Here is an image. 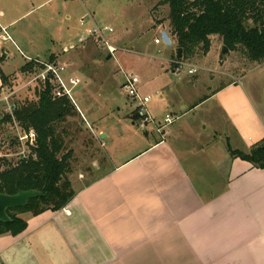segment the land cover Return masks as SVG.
I'll use <instances>...</instances> for the list:
<instances>
[{
  "label": "crops",
  "instance_id": "1",
  "mask_svg": "<svg viewBox=\"0 0 264 264\" xmlns=\"http://www.w3.org/2000/svg\"><path fill=\"white\" fill-rule=\"evenodd\" d=\"M156 27L177 49L169 31ZM219 45L212 36L206 56ZM161 60L138 90L152 99L146 110L153 123L123 117L122 126L140 132L126 145L124 134L110 144L103 129L102 144L96 133L103 152L94 175L77 179L60 211L20 215L26 229L0 236V264H264V169L231 158L224 132L210 133L209 120L230 124L231 149L245 153L264 139V104L233 76L199 96L193 88L202 82L199 71L212 73L208 67L182 79L167 68L171 56ZM246 97L249 108L241 110ZM213 101L219 110L212 115ZM205 108L208 115H197ZM166 115L172 122L158 133L155 121Z\"/></svg>",
  "mask_w": 264,
  "mask_h": 264
},
{
  "label": "rangeland",
  "instance_id": "2",
  "mask_svg": "<svg viewBox=\"0 0 264 264\" xmlns=\"http://www.w3.org/2000/svg\"><path fill=\"white\" fill-rule=\"evenodd\" d=\"M160 1L0 0V11L3 12L0 25L6 28L10 36V40H3L5 35L0 30V97H7L12 105L37 101L36 92L41 84L35 81V77L39 72L34 68L28 74L21 73V68L28 64L25 58L61 64L66 68L67 78L75 77L80 81L73 91L74 104L70 102L72 115L65 117L62 124L65 131V152L71 153V173L67 178L72 188H75L77 179H89L94 175L92 169L95 165L100 166L103 147L97 143L100 139L96 133L102 131L103 134L104 129V133L109 134L106 143L110 144L117 134H124L125 145L135 138L134 132L140 134L136 127L130 130L122 126L123 117H137V111L135 104L122 90L121 71L138 77V90L146 88L149 76L155 74L161 64H166L161 59L171 56L172 61L167 68L174 71L176 49L154 43V39H160L161 32L164 31L157 29V21L161 22L172 37L168 21L169 8L157 6ZM94 30H99L102 36L94 33ZM107 43L112 45V53L109 52ZM222 47L219 45L216 50L213 47L211 53L205 55V59L201 55L185 61L208 67L212 71L207 72V77L206 73L198 72L203 73L202 82L193 88L194 92L202 97L209 95L211 91L229 83L233 76L241 78V84L251 98L255 96L257 101L264 104V63H247L240 53L232 51L223 57ZM186 72L187 68H183L176 77H188ZM1 75L6 78L5 82ZM167 77L173 82L179 80L172 75ZM209 77H213L212 81ZM185 80L190 81L187 78ZM205 85H208V89ZM150 99L151 97L149 101ZM248 106L246 97L240 109H248ZM4 110V107H0V122L6 117ZM217 110V103L209 102V113L213 115ZM202 113L208 115L207 108L199 110L197 115H203ZM262 118L264 119V107ZM163 119L164 116L155 123L159 121L163 125ZM209 120L216 122L214 125L210 122V133L213 128L223 131L224 134L221 135L231 147L236 144L230 124L226 125L221 117L209 116ZM16 129H20L17 123L12 127L6 123L0 126V145L5 153L13 155L8 159L10 161L17 160L14 156L16 147L11 145ZM244 138L248 142L249 139ZM101 143L103 144V139ZM30 154L29 159H33L34 155L37 157L33 152Z\"/></svg>",
  "mask_w": 264,
  "mask_h": 264
},
{
  "label": "trees",
  "instance_id": "3",
  "mask_svg": "<svg viewBox=\"0 0 264 264\" xmlns=\"http://www.w3.org/2000/svg\"><path fill=\"white\" fill-rule=\"evenodd\" d=\"M168 6V21L176 48L182 49L181 61L209 53L211 37L220 39L228 52H237L248 63H264V0H161L157 6ZM161 25L160 21L155 26ZM2 59L0 58V63ZM41 67L28 63L21 73ZM3 82L6 78L1 75ZM50 84L40 85L37 101L15 105L13 116L23 132L36 135L35 160L2 159L0 162V194L16 195L19 191H37L41 196L28 201L23 208L8 210V223H0V236L19 235L26 229L20 215L33 216L63 209L75 196L67 176L71 173V153L65 152L62 128L64 119L72 115L70 101L54 99ZM1 92V88H0ZM1 95V93H0ZM133 118H138L133 117ZM14 126L10 116L0 122ZM16 145V141H11ZM231 158H239L256 169H264V139L248 153L233 150Z\"/></svg>",
  "mask_w": 264,
  "mask_h": 264
},
{
  "label": "built area",
  "instance_id": "4",
  "mask_svg": "<svg viewBox=\"0 0 264 264\" xmlns=\"http://www.w3.org/2000/svg\"><path fill=\"white\" fill-rule=\"evenodd\" d=\"M0 30L4 33L5 37H2L3 40H10V36L6 32V28L0 27ZM110 31V29H109ZM94 33L99 34V36H102L101 32L99 30H94ZM155 44H163L161 38L154 40ZM107 48L110 53H112L113 49L111 45L108 43L106 44ZM23 56V55H22ZM25 58V57H24ZM28 60V63H33L34 65L41 67V71L39 74L35 77V81L37 80L41 85H46L47 83L50 84L53 87L52 91V97L54 99L57 98H65L68 101H70L72 104H74L73 100V91L78 87L80 84V81L73 78H67L65 76L66 68L61 64L56 63H42L39 60H31L29 58H25ZM174 64V73L179 74L183 71V68H187V75L194 76L197 74V72L200 70V68L194 64H189L183 61H177L175 60L173 62ZM122 77H123V84H122V90L124 94L132 100V102L135 104V108L137 111V116L139 118V122L141 125H145L148 123H153V119L148 115L146 110V104L149 102V97H141L138 92V84L139 79L138 77L134 76L133 74H126L124 71H121ZM0 107H4V114L6 116H10L14 125L16 126V122L13 116V111L15 109V104H10L8 102L7 97H0ZM172 122V117L170 115H166L163 119V125L159 123V127L157 128L158 133H161L163 128L166 127V125L170 124ZM18 128V127H17ZM14 141H16V153L14 156L17 160H28L31 156L30 152H34V149L36 147V135L34 131L30 130L28 133L23 132L21 129H16V133L14 136ZM36 154V153H35ZM12 154L5 153L2 150V147L0 145V162L2 159H9L12 158ZM35 155L33 156V160H35Z\"/></svg>",
  "mask_w": 264,
  "mask_h": 264
},
{
  "label": "water",
  "instance_id": "5",
  "mask_svg": "<svg viewBox=\"0 0 264 264\" xmlns=\"http://www.w3.org/2000/svg\"><path fill=\"white\" fill-rule=\"evenodd\" d=\"M161 40L164 45L170 46L171 42L169 37L167 36L166 32H161ZM222 55L228 53V49L224 46L222 47ZM175 59L180 61L182 59V49L178 48L175 50ZM109 59V56L107 57ZM38 60V59H36ZM100 138L103 139V134L100 135ZM41 196L40 192L37 191H19L16 195L10 196L5 194H0V223H8L10 222V218L7 214L8 210H15L18 208H23L28 204L29 200L38 198Z\"/></svg>",
  "mask_w": 264,
  "mask_h": 264
}]
</instances>
